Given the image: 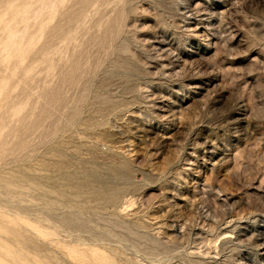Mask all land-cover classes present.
Wrapping results in <instances>:
<instances>
[{
  "label": "rangeland",
  "instance_id": "1",
  "mask_svg": "<svg viewBox=\"0 0 264 264\" xmlns=\"http://www.w3.org/2000/svg\"><path fill=\"white\" fill-rule=\"evenodd\" d=\"M0 264H264V0H0Z\"/></svg>",
  "mask_w": 264,
  "mask_h": 264
}]
</instances>
